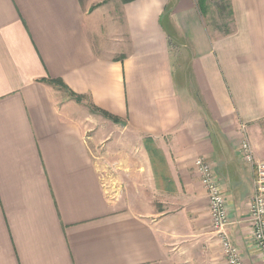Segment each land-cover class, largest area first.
<instances>
[{"label": "crops", "instance_id": "1", "mask_svg": "<svg viewBox=\"0 0 264 264\" xmlns=\"http://www.w3.org/2000/svg\"><path fill=\"white\" fill-rule=\"evenodd\" d=\"M120 1L0 0V264H227L198 157L264 264L239 149L264 159V0L217 37L195 0Z\"/></svg>", "mask_w": 264, "mask_h": 264}, {"label": "built area", "instance_id": "2", "mask_svg": "<svg viewBox=\"0 0 264 264\" xmlns=\"http://www.w3.org/2000/svg\"><path fill=\"white\" fill-rule=\"evenodd\" d=\"M247 140L241 142V152L246 160L254 166L253 193L249 200L247 222L249 224L251 242L258 249L264 262V159L255 160ZM199 180L206 191L213 232L221 246L222 255L227 264H242L238 247L230 241L228 232V214L225 198L220 185L213 176L210 163L203 157L194 163Z\"/></svg>", "mask_w": 264, "mask_h": 264}, {"label": "trees", "instance_id": "3", "mask_svg": "<svg viewBox=\"0 0 264 264\" xmlns=\"http://www.w3.org/2000/svg\"><path fill=\"white\" fill-rule=\"evenodd\" d=\"M123 2H127V1H131V0H122ZM210 0H195L196 6L200 15L202 16L204 22H205V17H207V15H209V11H210V7L209 2ZM213 6H215L216 12L218 13L219 17L221 18H225L228 17L230 20V24H228L227 22H224L222 25L221 29H224L223 33L227 34L229 33V31H231V26L232 22H233V12H232V8H231V1L230 0H217V1H213ZM226 14H223L225 13ZM206 28H207V23L205 22ZM51 84L60 87L62 90L64 91H68L67 86L64 84V82L59 79H50L48 80ZM70 95L75 96L77 98H79L80 96L76 95L75 93L68 91ZM92 109L98 113H100L102 116H106V118L110 119L113 122H119V118L115 115H112L111 113L107 112L106 110H103L99 107H96L94 105H91Z\"/></svg>", "mask_w": 264, "mask_h": 264}, {"label": "rangeland", "instance_id": "4", "mask_svg": "<svg viewBox=\"0 0 264 264\" xmlns=\"http://www.w3.org/2000/svg\"><path fill=\"white\" fill-rule=\"evenodd\" d=\"M213 1L214 0H210L208 2L209 3L208 6L210 7V11H209V15H207V17H205L204 19H205V22L207 23L208 32H210L212 37H217V36L224 35V33H223L224 29H221L222 25L224 22H227L228 24H230L229 23L230 20L228 17H225V18L219 17L218 13L216 12L215 6H213ZM215 1H217V0H215ZM106 3L109 5H114L115 7H117V9H116L117 11H119L118 9L121 7V4H122L120 0H107ZM223 14H226V12ZM229 27H232V25ZM169 47L171 48L170 50L172 52L175 51V47H173L172 44ZM186 51H187V49L181 48L179 54L181 53L182 56H185V54L187 53ZM56 87L62 91L64 96H67L68 98H72L78 102H86L84 98H80V97L77 98L75 96L70 95L68 91H64L58 86H56ZM90 111L93 112V109L91 107H90ZM101 126L103 127V125H101ZM244 140H247V139H244ZM121 191H124V189H122Z\"/></svg>", "mask_w": 264, "mask_h": 264}]
</instances>
